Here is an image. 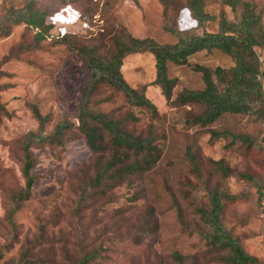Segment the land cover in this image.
Instances as JSON below:
<instances>
[{
	"label": "rangeland",
	"instance_id": "rangeland-1",
	"mask_svg": "<svg viewBox=\"0 0 264 264\" xmlns=\"http://www.w3.org/2000/svg\"><path fill=\"white\" fill-rule=\"evenodd\" d=\"M25 1L0 0V15L5 8L21 6ZM174 1L181 6L180 29L201 32L185 7L186 0ZM222 1L206 0L208 11L217 15L226 11L232 19ZM247 1L264 11V0ZM36 3L51 14L47 22L53 25L52 36L70 34L72 40L98 45L103 52L120 27L138 38L149 37L163 44L177 41L164 29L163 6L158 0ZM206 29L216 32L218 23ZM34 40L35 31L23 24L12 25L8 34L0 35V101L4 106L0 112V264H73L91 250L102 251V259L93 264H180L171 257L174 252L195 257L198 264H221L207 253L194 231L201 226L194 210L206 202V191L191 171L186 155L189 147L203 160L204 176L211 187L250 196L227 205L223 221L245 250L264 263V149L248 151L240 144L227 148L228 139L211 143L205 128L189 126L186 120L202 109L166 103L161 90L149 85L155 79V60L150 54L127 57L122 73L132 87L149 85L146 95L158 110L156 117L145 114L128 126L136 135L152 133L156 137L161 156L153 169L127 177L111 190L86 187L92 177L93 155L73 129L65 145H36L31 150L33 193L19 204L11 223L12 198L25 187L21 142L26 134L38 130L30 104L43 116H51L46 125L50 133L63 119L76 121L80 94L89 79L82 59L64 44L48 37L33 47ZM257 52L264 59V49L257 48ZM190 62L211 68L234 65L218 50L198 53ZM168 69L169 76L177 79L175 94L184 88H203L201 74L191 67L169 62ZM101 99L106 101L100 104ZM93 105L118 119L129 110L124 97L107 87L99 90ZM209 128L252 136L264 147V123L251 116L227 113ZM207 159H223L231 168L256 176L261 188L233 177L221 178L213 173Z\"/></svg>",
	"mask_w": 264,
	"mask_h": 264
},
{
	"label": "trees",
	"instance_id": "trees-1",
	"mask_svg": "<svg viewBox=\"0 0 264 264\" xmlns=\"http://www.w3.org/2000/svg\"><path fill=\"white\" fill-rule=\"evenodd\" d=\"M71 1L74 0H65ZM158 1L163 6L164 29L177 38L175 43L163 44L149 37L138 38L126 28L120 27L105 52L98 45H85L72 40L70 34L52 36L53 25L47 22L51 14L47 9L38 7L36 0H26L18 7H7L0 15V35L8 34L12 25H26L35 31L33 47L48 37L58 40L82 59L89 72L88 82L80 94L75 122L69 118L63 119L48 133L46 125L51 116H43L37 106L30 104L33 117L38 122V130L26 134L21 142L25 187L12 198L8 215L11 223L19 204L28 201L33 193L35 178L31 174L34 162L31 150L36 145L63 146L68 141L67 134L73 129L79 132L93 155L92 177L87 181L86 187L111 190L116 183L127 177L150 172L161 156L156 137L152 133L146 137L136 135L128 129L142 115H158L157 107L146 95L149 85L161 90L169 106L201 108L202 112L188 118L186 123L205 128L211 143L228 139L227 148L240 144L248 151L255 147L264 149L252 136L209 128L227 113L248 115L255 121L264 123V59L257 52V48L264 49V11L251 1L223 0L224 7L229 8L233 16L229 19L226 11L219 15L208 11L206 0H186L185 7L197 28L201 29V32H197L195 29H180L178 12L181 6L178 7L174 0ZM215 22L218 23V30L208 31L207 26ZM214 50L229 56L234 65L211 68L190 62V57L198 53L210 54ZM134 54H150L154 57L155 79L149 85L132 87L122 73L124 60ZM169 62L191 67L200 73L203 88H184L175 94L177 79L169 76ZM102 87L111 88L124 97L129 110L123 118L118 119L95 108L94 98ZM105 101L101 99L99 103ZM3 110L4 106L0 101V112ZM186 155L192 173L206 191V202L199 204L194 210L201 222V226L194 231L200 235L207 253L221 264H264L245 250L242 241L233 235L223 221L227 205L248 200L250 196L231 194L218 186L211 187L209 179L204 176V162L200 155L193 152L191 147ZM206 161L213 173L223 179L233 177L258 188L262 186L261 180L256 176L231 168L223 159ZM179 216L184 229L188 230L181 214ZM101 252L91 250L81 255L73 264H93L102 259ZM1 257L0 251V259ZM171 257L180 264H198L195 257L183 256L177 252L172 253ZM22 261H26L25 257H22Z\"/></svg>",
	"mask_w": 264,
	"mask_h": 264
},
{
	"label": "built area",
	"instance_id": "built-area-1",
	"mask_svg": "<svg viewBox=\"0 0 264 264\" xmlns=\"http://www.w3.org/2000/svg\"><path fill=\"white\" fill-rule=\"evenodd\" d=\"M264 218V217H263ZM263 230H264V223H263Z\"/></svg>",
	"mask_w": 264,
	"mask_h": 264
}]
</instances>
